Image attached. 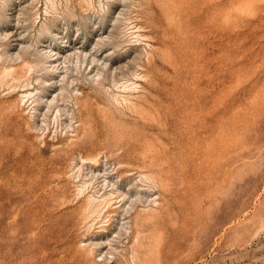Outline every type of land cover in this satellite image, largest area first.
Returning <instances> with one entry per match:
<instances>
[{
  "label": "rangeland",
  "instance_id": "1",
  "mask_svg": "<svg viewBox=\"0 0 264 264\" xmlns=\"http://www.w3.org/2000/svg\"><path fill=\"white\" fill-rule=\"evenodd\" d=\"M0 264H264V0H0Z\"/></svg>",
  "mask_w": 264,
  "mask_h": 264
},
{
  "label": "bare ground",
  "instance_id": "2",
  "mask_svg": "<svg viewBox=\"0 0 264 264\" xmlns=\"http://www.w3.org/2000/svg\"><path fill=\"white\" fill-rule=\"evenodd\" d=\"M21 55V54H20ZM52 56V55H51ZM12 70V69H11ZM4 71V70H3ZM6 72V71H5ZM4 75V74H3ZM8 76V75H7Z\"/></svg>",
  "mask_w": 264,
  "mask_h": 264
}]
</instances>
